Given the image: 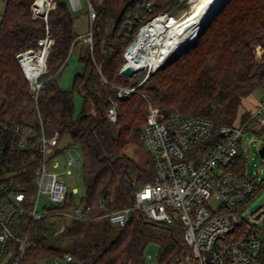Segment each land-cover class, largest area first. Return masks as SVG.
Masks as SVG:
<instances>
[{
  "label": "trees",
  "instance_id": "1",
  "mask_svg": "<svg viewBox=\"0 0 264 264\" xmlns=\"http://www.w3.org/2000/svg\"><path fill=\"white\" fill-rule=\"evenodd\" d=\"M33 1L7 0L0 20V179L13 178L15 187L26 192L27 203L37 192L35 169L40 163L41 147L35 144L20 148L19 135L12 129L14 124L32 125L38 135L43 131L52 136L59 130L70 135L69 146L80 144L85 188L81 202L91 206L94 219L133 205L136 190L154 177L150 156L142 164L127 152L131 146L145 148L141 129L147 119L148 102L141 92H147L153 104L167 115L180 111L210 119L216 139L219 126L236 118L246 90L264 81V59H255V44L262 43L264 47V0H228L192 46L152 72L139 92L118 98L113 85H132L142 77L136 75L129 80L119 73L125 63L124 53L147 21L162 10L171 12L180 0H169L166 5L155 0H128L118 15L113 13V0H103L99 9L95 7L93 42L88 43L79 58L84 69L74 75L71 89H64L59 78L76 34L67 21L71 17L69 5L58 3L49 12L55 38L50 54L55 52L61 61L56 69L42 76L43 88L35 98L17 59L19 52L39 47V38L46 32L43 18L33 9ZM148 2H153L152 11L147 10ZM38 3L46 8L40 0ZM76 93L83 98L78 113ZM112 99L118 101L116 122L107 116ZM251 114L252 111H245L242 122H247ZM245 162L240 148L228 169L242 173ZM3 197L4 192L0 191V199ZM74 205L71 193L70 201L58 208L68 210ZM52 215L48 212L47 216ZM47 216L37 220L25 213L13 219L19 233L30 234L31 243L22 264H34L65 251L85 260L76 259L70 264H145L146 249L153 242L160 246L158 260L163 264L187 252L180 219L168 224L133 210L124 227L112 228L103 219L101 239H110L105 245L76 239L62 249L53 242L54 228L46 221Z\"/></svg>",
  "mask_w": 264,
  "mask_h": 264
},
{
  "label": "built area",
  "instance_id": "2",
  "mask_svg": "<svg viewBox=\"0 0 264 264\" xmlns=\"http://www.w3.org/2000/svg\"><path fill=\"white\" fill-rule=\"evenodd\" d=\"M52 1L49 0L45 9L40 8L38 0L35 2L36 14L47 22L46 32L39 38V47L19 52L21 58H17L32 85L35 98L43 88L42 76L47 72L46 58L53 40L48 24ZM69 2L73 11L83 8L81 0ZM88 2L91 27L84 39L92 44L96 11L90 0ZM146 7L152 11L153 2H148ZM181 17L162 10L147 21L141 27L136 40L124 53L126 62L119 73L125 64L129 63L127 53L147 24L161 18L167 28L171 26L172 19ZM35 51L45 55V63L43 67L32 71L28 69L27 63L23 62V55ZM35 62L39 63L36 59ZM164 63L155 67H134L137 72L133 76L120 73L129 80H133L136 75L143 77L132 85H113L116 96L126 98L139 92L141 84ZM33 77L36 78L35 81L32 80ZM262 89V98L252 110L250 119L238 126L223 123L218 128L216 139V129L210 119L180 111L167 115L159 106L153 104L147 92H141L148 102V114L141 129V139L154 162V177L152 181L136 190L133 205L102 213L98 218L122 227L128 223L133 210L141 211L153 221L168 224L180 219L184 226L187 252L169 264H264V202L248 212L250 220L242 216L246 204L263 187L264 179H260L257 174L248 175L245 170L240 173L228 169L234 163L240 148L243 150L241 136L248 125L256 124L258 131L264 126V84ZM117 108V99H112L107 111V116L112 122L117 121ZM12 129L19 135L20 148L26 149L35 143L41 147L40 163L35 169L37 196L47 193L52 202L67 204L71 193L76 190L69 191L64 180V171L50 170L49 166L62 156L65 172L69 173L73 165H81L83 162L81 146L73 144L61 149L59 144L62 135L59 130L52 136H47L43 131L38 135L32 125L16 123ZM33 139L35 140L32 142ZM56 164L58 163H54V166ZM0 191L4 192V197L0 199V264H22L31 243L30 234L19 233L15 229L13 219L17 214L25 213L37 220L46 215L38 212L37 200L32 198L27 203L26 192L15 187L14 179H0ZM91 213V206L81 202L64 214L70 218L89 220L93 217ZM16 220L17 223L20 222V219ZM75 260V256L66 251L61 255L41 258L34 264H70ZM153 264L163 263L157 260Z\"/></svg>",
  "mask_w": 264,
  "mask_h": 264
},
{
  "label": "rangeland",
  "instance_id": "3",
  "mask_svg": "<svg viewBox=\"0 0 264 264\" xmlns=\"http://www.w3.org/2000/svg\"><path fill=\"white\" fill-rule=\"evenodd\" d=\"M6 1L7 0H0V20H1V14L5 8V5H6ZM36 1L37 0H34L32 3L33 9L35 7ZM81 1L83 3V8L78 10V11H73L71 9V5H70L69 0H53L52 1V7H51V9H56L58 3H63V4L67 3L69 5L70 11H71V13H70L71 17L69 19H67V21L70 22V25L73 28V32L76 34V38L78 36V34L76 33V31L74 29V28L78 27V26L74 25L75 22H77V21H75L76 16H78L80 14H86L88 16V23L86 25V30L84 32L85 33L84 38L89 33L90 27H91L90 26L91 21H90L89 9H88L89 2H88V0H81ZM127 1L128 0H113L112 1L113 13L115 15H118L120 13L122 7L125 5V3ZM90 2L92 4V6L94 7V9H95V7L97 9H99L102 6L103 0H91ZM191 10H192V0H180V2L177 3V5H175V7L171 11V13H173L176 17L182 16L181 18H179V19H182V18H185L184 16L186 14H190ZM95 11H96V9H95ZM43 20H44V24L46 25L47 22L45 21L44 18H43ZM94 21H95V19H94ZM48 24L50 26L49 15H48ZM50 31H51V26H50ZM51 36H52L53 40H52V43H51V46L49 48L48 55L46 58L47 59L46 60L47 72H49V71L51 72V70L56 69L57 66L60 64V61H61V57H58L55 54V52H54V55L50 54L53 46L55 45V38H54L52 33H51ZM76 38H74L73 43L69 47L68 56H67L66 60L64 61V63L66 62V64L64 65L65 68L62 69L63 71H62L61 76L59 78L60 85H64L68 88H71V86H72V79H73L74 74L79 72V71H82L81 68L83 67V63L79 60V58H80L81 54L85 53V50L88 47V42L84 39L85 40L84 41L85 46H84L83 50H79L80 47H78L79 46L78 41L80 39H78V41L76 42V40H77ZM187 48H185L184 50H186ZM29 49H31V48H29ZM29 49H26V50H29ZM26 50H24V51H26ZM184 50H182V52ZM21 52H23V51H21ZM32 53H36V52H32ZM78 54H79V56H78ZM263 54H264V47H263L262 43L255 44L256 62H260L264 59ZM24 56L25 55H23V57ZM39 56H42V55H38V57ZM23 72H24V70H23ZM24 75H25V72H24ZM142 77H143V75H142ZM159 77H160V75H159ZM250 93H254L256 98L261 100V98H262V84L260 82H256L255 84L250 86L246 90L245 96L248 97V95ZM80 98H81V100H80ZM260 100H259V102H260ZM82 103H83L82 96L79 95L78 93H76L75 94V104H76V111L77 112L80 111ZM245 111H246L245 107H243V105H241L239 110H238V114H237L236 118L231 123L234 125H237V126L241 125L243 123L242 122V116L245 113ZM10 117H11V114L8 115V119H10ZM228 122H230V121H228ZM61 135H62V140L60 141L59 147L62 149L65 146H67L69 143H71L72 140H71L70 135L67 133L61 134ZM241 140H242V146H243V154H244L245 160H246V162L244 164V170L246 171V173L248 175L254 176L257 174L258 176H260V179H264V158L259 153L260 146L262 144H264V126L261 130L258 131L256 124L252 123V124L248 125L245 132L241 136ZM35 144L37 145L38 143H35ZM35 144H32V145H35ZM75 144H78V143H75ZM78 146H80V144H78ZM127 152L131 157H133L135 160L141 162L142 164H145V162L147 160H149L148 152L145 148H143V146H139V147L131 146L127 150ZM54 163H58V164H56V166H54ZM49 169L50 170H56V171H60V170L64 171L63 172L64 173V180H65V183L67 184V186L69 188V191L72 192V190H76V192L74 193V202L76 205L80 204L82 198L85 195V188H84V183H83V175H82L81 165H73L70 168V172L67 173V172H65V167H64V157L60 156L55 161H53L52 164H50ZM9 175H12V173H10L6 176H9ZM10 179H13V178H10ZM33 199L37 200L38 212L43 213L46 216L48 215V212L52 213V214L54 213V215H52V216H47L46 221L48 222V224H50L54 228L53 242L56 246H60L62 249H66L70 246V244H73V242L76 239H82L85 241H89L91 243L92 242L93 243L94 242H101L102 246L109 242L110 239H107V240L101 239V234H102L101 226H102L103 219L98 218V216L100 214L95 216V218L91 219L90 221L80 220V219H76V218H70L64 214L65 212H67V210L58 208L59 206H61V204H56L55 202L51 201L49 194L40 193L39 196H37V192H36V194L33 196ZM263 202H264V185H263V187H261L257 191V193L254 195V197L246 204V206L244 207V211H243L242 216L246 220H250V216H249L248 212L250 210L257 208ZM111 226H112V228L118 227L117 224H111ZM159 253H160V246L155 242L150 243L146 249V263L145 264H153V262L157 261L159 259ZM62 254H63V252H62ZM57 255H61V254H57ZM51 256H54V255H51ZM76 259L80 260V262L85 261V260H82L80 258H76Z\"/></svg>",
  "mask_w": 264,
  "mask_h": 264
},
{
  "label": "bare ground",
  "instance_id": "4",
  "mask_svg": "<svg viewBox=\"0 0 264 264\" xmlns=\"http://www.w3.org/2000/svg\"><path fill=\"white\" fill-rule=\"evenodd\" d=\"M40 2L47 7L49 0H40ZM223 2L224 0H192L191 13L186 14L187 16L182 19H172L171 26L167 28L161 18L150 22L127 53L129 63L139 68L145 65L155 67L168 61L199 38ZM24 55L23 62L27 63L28 69L35 71L43 67L45 55L42 52L40 54L27 52ZM38 55L42 56L38 57ZM35 59L39 63L35 62Z\"/></svg>",
  "mask_w": 264,
  "mask_h": 264
},
{
  "label": "crops",
  "instance_id": "5",
  "mask_svg": "<svg viewBox=\"0 0 264 264\" xmlns=\"http://www.w3.org/2000/svg\"><path fill=\"white\" fill-rule=\"evenodd\" d=\"M155 2L157 3V4H160V5H166L167 4V2H168V0H155ZM75 21H77V22H75V26H78V27H76V28H74L75 29V31H76V33L78 34V36H77V40H76V42L78 41V39H80L79 41H78V47H80L79 48V50H83V48H84V46H85V40H84V32H85V30H86V25H87V23H88V16L86 15V14H80V15H78V16H76V18H75ZM83 41V42H82ZM83 45V46H82ZM78 56H79V54H78ZM83 69H84V65H83V67L81 68V70L83 71ZM82 71H79V72H82ZM79 72H77V73H79ZM76 74V73H75ZM74 74V75H75ZM74 77V76H73ZM73 80V79H72ZM262 84V86H263V84H264V81L261 83ZM64 89H67V90H70L71 88H68V87H66V86H64V85H61ZM72 87V86H71ZM262 94H263V89H262ZM80 100H81V98H80ZM259 100L260 99H257L256 98V96L254 95V93H250L249 95H248V97H246V96H244V98H243V100H242V105H243V107H245V109H246V111H252L255 107H256V105L259 103ZM76 105V104H75ZM76 113H78L77 111H76Z\"/></svg>",
  "mask_w": 264,
  "mask_h": 264
},
{
  "label": "water",
  "instance_id": "6",
  "mask_svg": "<svg viewBox=\"0 0 264 264\" xmlns=\"http://www.w3.org/2000/svg\"><path fill=\"white\" fill-rule=\"evenodd\" d=\"M228 0H224V2L222 3V5L215 11L214 15L211 17V19L209 20V22L207 23V25L205 26V28L208 26V24L211 22L212 18L215 16V14L217 13V11L227 2ZM43 15V13H42ZM204 28V29H205ZM203 32V31H202ZM17 58H21V55L19 54L17 56ZM173 59V58H172ZM172 59L166 61L162 66L166 65L169 61H171ZM161 66V67H162ZM137 72V70L130 64V63H126L125 66L122 68L121 70V74L123 75H127V76H133L135 73ZM33 81L36 80L35 77L32 78ZM259 153L260 155L264 158V144H262L259 148Z\"/></svg>",
  "mask_w": 264,
  "mask_h": 264
}]
</instances>
